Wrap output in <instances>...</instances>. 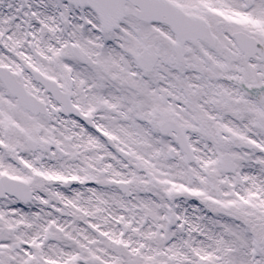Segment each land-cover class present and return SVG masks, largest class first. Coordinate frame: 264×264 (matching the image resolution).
Segmentation results:
<instances>
[{
    "label": "snow or ice",
    "instance_id": "snow-or-ice-1",
    "mask_svg": "<svg viewBox=\"0 0 264 264\" xmlns=\"http://www.w3.org/2000/svg\"><path fill=\"white\" fill-rule=\"evenodd\" d=\"M0 264H264V0H0Z\"/></svg>",
    "mask_w": 264,
    "mask_h": 264
}]
</instances>
